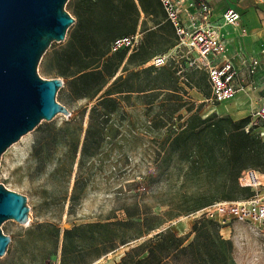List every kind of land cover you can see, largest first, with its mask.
I'll return each mask as SVG.
<instances>
[{"label":"rangeland","instance_id":"rangeland-1","mask_svg":"<svg viewBox=\"0 0 264 264\" xmlns=\"http://www.w3.org/2000/svg\"><path fill=\"white\" fill-rule=\"evenodd\" d=\"M77 4L84 7V0H70L66 5V11L75 20L78 17ZM137 28L144 37L145 31L156 28L155 18L141 14ZM64 43H54L44 55L37 68L40 78H60L55 57ZM170 53L175 60L154 68L168 70L176 66L180 69L178 86L186 102L185 107L172 113L170 102L156 92H151L148 99H138L134 95L130 101L133 107L127 109L129 113L117 117L109 125L104 132L106 141L96 150L98 155L86 161L85 187L73 210L69 202H63V198L72 195L96 100L80 99L69 87L58 91L57 103L65 106L71 116L59 114L51 122H43L2 155L0 184L27 198L30 221L25 225L14 220L2 224V232L11 238V243L6 254L0 258V264H62V242L55 252L54 230L48 227L36 229L48 222L58 224L62 237L64 230L74 226L125 220L126 207H136L139 213L151 212L158 216L162 224L155 225L145 238L100 258L96 253L80 258L85 264H119L130 248L165 230L188 236L187 243L191 242L195 237L190 236L192 226L200 220L198 212L203 209L195 213L188 210L202 203L203 194L213 198L226 194L239 200L248 196L236 189L227 163L211 161L206 157L200 164L186 159L187 153L204 149L195 145V139L185 144L175 143L174 147L167 141L168 135L181 132L188 124H198L196 117L190 118L192 114L198 113L204 119L213 114L214 108L220 104L211 100L206 73L185 70L182 63L185 50L174 48ZM254 75H250L251 81ZM142 77H149V80L164 86L170 85V78L162 71ZM258 107L250 115L251 126H256L254 133L264 140L260 134L264 123L255 119ZM218 116L231 118L228 115ZM205 140L216 144L219 138L215 133H209ZM249 168L264 169L252 165L245 169ZM220 199L223 198L215 200ZM222 235L233 243L237 264H264V238L251 226L232 221Z\"/></svg>","mask_w":264,"mask_h":264},{"label":"trees","instance_id":"trees-1","mask_svg":"<svg viewBox=\"0 0 264 264\" xmlns=\"http://www.w3.org/2000/svg\"><path fill=\"white\" fill-rule=\"evenodd\" d=\"M75 8L78 17L74 29L68 31L66 41L55 57L56 68L58 77L64 80L61 90L69 87L78 98L96 100V104L91 111L72 195L63 198V202L70 203L71 210L85 187L86 161L98 155L96 150L106 141L104 132L109 125L117 117L129 113L127 109L133 107L130 101L134 95L138 99H148L151 92H156L170 102L172 113L179 112L186 103L178 86L177 74L180 69L176 66L168 70L146 67L153 58L169 53L178 45L174 28L167 20L159 0H84V7L77 4ZM141 14L155 18L156 25L154 30L145 31L144 37L137 28ZM137 32L142 35L137 49L131 53L128 49L111 53L115 40ZM182 63L184 65V61ZM190 70L195 69L187 71ZM159 71L168 75L170 85L164 86L149 80V77H142L156 75ZM194 117L198 121L196 126L188 124L181 132L167 136L170 146L195 139V145L204 147V151L187 153L186 159L200 164L206 157L211 161L227 163L231 168L230 179L236 184V189L250 197L251 190L240 188L237 178L248 165L264 168V140L254 133L256 126H251V116L239 121L232 120V117H220L217 113L204 119L198 113L190 116ZM225 125L228 127L225 128ZM209 133H215L219 138L216 144L205 140ZM219 195L213 198L203 194L202 203L188 212L195 213L218 201L239 200L226 194ZM218 197L223 199L215 200ZM136 209L124 208L125 220L74 226L64 230L62 237L58 224L54 222L36 229L48 227L54 230L55 252L62 242V264H85L80 258L86 254L96 253L100 258L145 238L155 229V225L162 224L158 216L151 212L139 213ZM155 221L157 223L153 224ZM221 229L217 222L202 217L192 226L190 236L195 237L191 242L187 243L188 236L165 230L130 248L119 264H237L234 245L222 236Z\"/></svg>","mask_w":264,"mask_h":264},{"label":"water","instance_id":"water-1","mask_svg":"<svg viewBox=\"0 0 264 264\" xmlns=\"http://www.w3.org/2000/svg\"><path fill=\"white\" fill-rule=\"evenodd\" d=\"M70 0H0V161L2 155L43 122L71 116L57 103L61 78L44 80L37 68L53 43L65 42L75 19L66 11ZM24 195L0 184V258L11 243L1 226L14 220L28 224Z\"/></svg>","mask_w":264,"mask_h":264},{"label":"built area","instance_id":"built-area-1","mask_svg":"<svg viewBox=\"0 0 264 264\" xmlns=\"http://www.w3.org/2000/svg\"><path fill=\"white\" fill-rule=\"evenodd\" d=\"M264 3V0H259ZM167 16V20L174 28L178 45L184 49L182 56L185 70L195 69L207 74L211 90V100L214 103L232 99L238 92V69L227 58V47L222 35L213 26L211 17L213 9L209 0H159ZM226 25L239 26L241 15L235 9H227L223 14ZM246 34V31L243 30ZM142 35L119 38L111 45V53L128 49L129 53L138 48ZM175 58L171 53L157 56L149 63L150 66H165ZM258 62L254 61L250 67V74H254ZM181 72V71H180ZM255 119L264 123V103L255 113ZM264 137V129L260 131ZM238 186L249 189L250 197L243 200H225L198 212L202 218L217 222L224 228L232 221L243 222L251 226L264 238V170L246 169L237 178ZM223 236V235H222Z\"/></svg>","mask_w":264,"mask_h":264},{"label":"crops","instance_id":"crops-1","mask_svg":"<svg viewBox=\"0 0 264 264\" xmlns=\"http://www.w3.org/2000/svg\"><path fill=\"white\" fill-rule=\"evenodd\" d=\"M209 2L213 9L211 22L226 43L227 58L235 64L239 72L237 94L234 98L220 103L213 112L239 121L250 116L255 108L264 103V3L259 0ZM229 8L240 13L239 26L224 23L223 14ZM254 61L258 64L251 81L250 67Z\"/></svg>","mask_w":264,"mask_h":264}]
</instances>
